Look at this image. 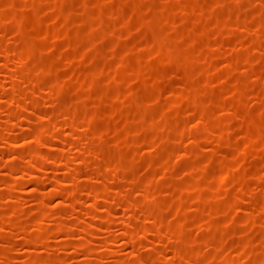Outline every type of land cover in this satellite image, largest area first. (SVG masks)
<instances>
[{
  "label": "rangeland",
  "instance_id": "374dc122",
  "mask_svg": "<svg viewBox=\"0 0 264 264\" xmlns=\"http://www.w3.org/2000/svg\"><path fill=\"white\" fill-rule=\"evenodd\" d=\"M0 264H264V0H0Z\"/></svg>",
  "mask_w": 264,
  "mask_h": 264
}]
</instances>
